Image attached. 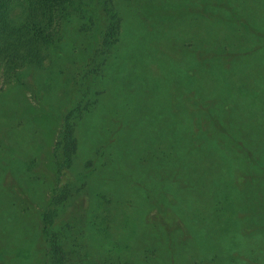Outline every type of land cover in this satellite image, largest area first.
<instances>
[{
    "label": "trees",
    "instance_id": "trees-1",
    "mask_svg": "<svg viewBox=\"0 0 264 264\" xmlns=\"http://www.w3.org/2000/svg\"><path fill=\"white\" fill-rule=\"evenodd\" d=\"M134 41L157 63V71L148 74L141 60L133 59L137 51L128 52L127 66L138 82L142 79L144 91L132 88L130 105L105 112L91 132L92 152L82 172L73 174L75 132L96 103L87 95L102 93L91 82L82 87L83 79L89 72L107 74L110 83L120 84L123 47ZM52 46L56 72L66 85L79 86L59 116L54 183L36 214L42 243L33 264H74L73 254L92 246L78 239L90 236L88 205L71 208L87 195L80 191L88 181L99 188L93 192L96 201L105 203L102 211H93L95 217L107 218L116 206H137V197L156 213L152 229L144 225L141 232L184 236L186 245L176 243L193 246L192 254L198 246L194 236H211L216 224H225L216 234L238 238L230 249L234 261L254 264L248 255L259 249L258 237L264 234V0H0V61L6 77L18 68L23 73L27 64L41 66ZM19 85L27 82L0 94V134L5 135L0 138L12 144L31 109ZM127 140L133 147H122ZM6 149L0 140V170L20 177L17 155ZM121 151L133 153V167L140 171V186L127 191L120 181H131L130 174L111 165ZM24 204L7 182L0 183V250L13 240L9 215L25 216ZM8 205L16 211H5ZM158 218L166 222L165 230ZM198 259L190 264L216 261L215 256ZM170 264L178 263L171 258Z\"/></svg>",
    "mask_w": 264,
    "mask_h": 264
},
{
    "label": "rangeland",
    "instance_id": "rangeland-1",
    "mask_svg": "<svg viewBox=\"0 0 264 264\" xmlns=\"http://www.w3.org/2000/svg\"><path fill=\"white\" fill-rule=\"evenodd\" d=\"M14 10L19 13V7H15ZM126 36L129 39L134 37L129 34H126ZM94 43L95 39L93 40ZM134 43L135 41L132 42L133 45L128 44L123 47V63H121L122 68L120 71L122 80L120 84L126 87L124 91L119 89L120 84H116V82L110 83L112 75L106 74L99 77L96 73L94 77V73L89 72L83 79L82 87L91 82L94 87L96 85L97 88L101 89L102 93L98 97L93 96L92 93L87 95L88 100L96 103L93 109L81 120L77 132H75L79 146L70 166L73 174H77L79 171L82 172L83 164L92 152L93 145L90 146L93 143L91 132H94L96 127L100 125L105 112L113 111L118 105H127L128 103L130 105V100L133 99L134 95L127 91H132V88L138 86L139 92L143 93L144 91L142 79L140 78L138 82V79L134 77L135 70L127 66V62L131 61L130 57L127 58L128 52L133 49L137 51V56H133V59H140L141 63L139 65H143L148 74L152 75L157 71V63L152 61L150 56L142 53V48ZM54 55L55 48L52 46L50 57H46L41 66L35 65L33 67L27 64L23 73L18 68L15 74L8 77L3 74L0 61V94L6 93L12 87L15 90V86L19 84V81H26L27 85H19V88L24 94L26 102L31 106L30 112L27 113L26 119L23 120V127L21 126L20 133L16 136L19 138L18 142L12 144L9 140L8 143V141L0 138L3 146L7 145L6 150L13 155H17L15 164L23 171V175L20 177L12 178L9 174L4 175L3 171L0 170V183L2 185L7 182L10 192L14 196L25 200L24 205L27 206L26 215L18 214L16 220L8 214L10 220L14 221L13 224L6 225L7 231L12 233L13 240L0 250V264H33L35 257L41 250L42 235L39 231L40 224L36 214L39 210H42V206L48 201L50 196L47 188H50L51 184L54 183L55 157L53 156V147L60 126V113H63L66 109L65 99L67 97L74 99L75 91L79 86H76L72 81L67 85L65 84V77L63 75L60 76L55 70L57 64L50 60ZM89 68L88 66L87 70ZM34 79L39 82L34 83ZM160 79L162 78L152 81L156 83ZM154 98L155 100L157 99L156 97ZM140 104L144 106L142 103ZM254 106L261 107L256 104ZM256 107L253 108L254 112L258 109ZM18 111H20V107ZM0 136L5 135L0 134ZM7 138L9 139V137ZM124 146H126V149L130 148V146L133 147L128 140L123 143L122 147ZM121 152H118L116 156H112L111 165L115 166V171L130 174L131 181L122 183L120 181L124 191H127L128 188L133 189L134 184H137L139 179L137 176H140V171L137 169L138 167H133L135 160L134 157L132 161L133 153L131 152V155L130 153L127 155L126 151ZM120 155L121 158L119 159ZM140 164L142 163L140 162ZM26 167L31 169V173ZM116 167L120 169L117 170ZM101 170L106 171L105 169ZM27 181L32 185L28 186L26 184ZM105 183H108V181L106 180ZM137 185L140 186L139 183ZM82 188L83 190L80 192L85 190L87 195L84 193L78 201L72 203L71 208L77 210L81 206L88 205L87 212L90 213L89 228L91 229L88 233L90 236L87 238L85 233H83L78 236V239L86 245H92L94 249L92 246H84L85 248L81 250L82 252L73 254L74 264H170L171 258L178 264H183L182 262L190 264L198 262L200 260L198 257L204 258L207 256H215L216 261H213L214 264H250L242 263L239 260L237 262L234 261L236 253L232 252V250L230 251V249L237 244L238 238L216 234L219 233V228L226 227L225 224H216L213 227L211 236H209V233L201 235L202 238H199L198 235L194 236L193 241L198 245L195 250L197 252L190 254L188 250L193 249V246L188 249L187 246L183 248L176 243L182 240V244L186 245L183 243L184 236L171 238L165 231L161 234H154L151 231L141 232V228L144 225L152 229L151 224L155 219L156 213L148 205L143 207L137 197L133 202L137 206H116L107 218L103 214L95 217L93 211H102L105 204L102 199L96 201L94 198L93 192L99 188L89 181ZM17 205L21 208L19 204ZM5 211L11 214V212L16 210L11 205H8ZM72 212V210H69L68 213ZM69 219L67 218L66 220ZM156 223L162 225L165 230L166 222L164 219L158 218ZM195 224L194 226H197ZM207 228L209 230L210 227ZM245 234L247 233L243 232L241 234L243 243H246L249 239ZM85 240L93 241L94 243H89ZM257 244L259 249H255L253 253H250L248 258L254 264H260L259 259L261 258V264H264V234L258 237ZM240 250H244V248ZM7 251L11 252V256L5 254Z\"/></svg>",
    "mask_w": 264,
    "mask_h": 264
}]
</instances>
